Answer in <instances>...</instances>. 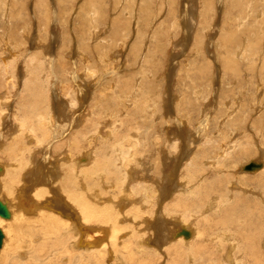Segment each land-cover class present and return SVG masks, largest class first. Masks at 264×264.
Here are the masks:
<instances>
[{
    "label": "rangeland",
    "instance_id": "1",
    "mask_svg": "<svg viewBox=\"0 0 264 264\" xmlns=\"http://www.w3.org/2000/svg\"><path fill=\"white\" fill-rule=\"evenodd\" d=\"M142 1L0 0V132L9 138V133H18V125L22 134L31 122L34 129H39L38 124L49 107L55 127L63 129L69 125V128L59 132V135L66 133L60 139L52 133L37 144L29 136L23 137L25 149L33 147V155L27 152L33 171L40 173L37 169H41L47 175L49 168H56L63 176L71 170L69 163L79 164L77 158L90 157L91 168L109 158L119 175L112 183H124V187H109L103 198L125 194L115 201L127 202L132 210L129 214L146 211L138 214L150 219L164 218L165 233L170 235L175 232L177 216L183 209L173 206L174 194L167 198L166 206L159 202L152 204L157 194L155 189L158 190L155 185L159 187L164 177L169 178L167 188L171 192L184 185H198L203 180L200 190L202 196L207 194L204 204L221 195H225L224 199L238 198L235 183L246 187L249 192L242 193L250 198L258 196L256 184L246 186L243 182L261 174L252 171L242 175L239 166L249 160L264 159V118L261 124L258 120L264 112V0ZM145 6L149 7L148 13ZM232 32L237 42L228 40ZM244 38L253 41L246 45L245 58L231 50ZM34 54L37 57L32 60ZM28 65L35 73L32 76L38 74L45 80L28 81ZM27 116L30 123L22 120ZM38 129H35L37 134ZM76 134L78 139L73 137ZM1 140L6 147L10 138ZM19 148L16 146L14 150L18 156ZM223 152L225 159L221 156ZM18 156H13V162H18ZM178 156H182V161L177 162ZM235 156L239 157L236 163ZM7 160L8 157H2L0 164ZM172 163L176 164V170ZM59 179L53 185L60 189ZM204 187L208 189L206 194ZM141 204L144 210L138 209ZM185 214L192 228L196 226L208 236L212 229H217L210 223L199 224L203 218L193 216L192 212ZM145 226L136 227L143 231ZM57 251L56 257H48L41 264H66L63 254ZM161 260L159 264L167 262L164 256ZM245 264L261 263L247 259Z\"/></svg>",
    "mask_w": 264,
    "mask_h": 264
},
{
    "label": "bare ground",
    "instance_id": "2",
    "mask_svg": "<svg viewBox=\"0 0 264 264\" xmlns=\"http://www.w3.org/2000/svg\"><path fill=\"white\" fill-rule=\"evenodd\" d=\"M148 1L150 2V0ZM238 2L240 3V0H238ZM142 4H145V3H143L142 1ZM132 7H133V4H132ZM149 7L146 8V10L149 9ZM205 7L207 6L205 5ZM246 9L248 10V8ZM147 13H148V10H147ZM260 31L261 30H259V33ZM152 35L153 34H151V36ZM226 38H228V36L225 37V39ZM251 39L252 38H250V40L247 38L241 39L242 41L240 42L238 46L234 45L235 50H233L234 48H232L231 50L235 51L238 56L245 58L246 57L245 52L247 51L246 45L250 46L251 42L249 41H252ZM228 40H232V42H237V36L235 32H232V35H230ZM245 47H246V50H245ZM36 57H37V54H34L32 56V60H34ZM232 57L230 58L233 59ZM144 60L146 59L143 58V61ZM225 60L226 59L224 57V61ZM233 62H235V60ZM233 62H232V67H233ZM4 65L8 68L7 64H4ZM9 67H10V64H9ZM234 67L236 66L234 65ZM7 68H5L4 70L5 72L8 70ZM27 70L28 71H27L26 79L28 81H32L34 83L36 82L40 83L41 81L45 80L43 76L38 77V74L37 76H32V74H35V73H32V70L30 69L29 65L27 66ZM13 75L14 74L12 73L11 77ZM5 77H8V76H5ZM37 85L40 87L39 84ZM258 85L261 86L260 84ZM32 96L35 97L34 95ZM36 97L38 98V100L40 99V96H36ZM31 110L33 112V109ZM47 111L48 112L46 116L45 115H44L45 117L43 116L44 117L43 121L40 124H38V126L40 125V128H39L40 130L38 128H35V129H38L40 133L37 134L34 127L31 125L32 122L30 123L31 121L30 117L27 116L22 120L27 123H30L29 128L26 129L22 134H19L20 133L19 131H21V128L17 127L18 125L16 126V123H15L14 127L16 126V130L18 133H15V134L9 133L10 140H9V143L6 144V147L2 143H0V146H1L0 159L2 157L9 158V161L8 160L5 161L6 163H4V165L0 164V200H2L4 203L7 204L11 212L10 218H3L2 216H0V228L2 229L3 234H4L3 245L0 250V264H41V262L44 259H47L48 257H51V256L56 257L57 250H58L57 252L59 255L63 254L64 257L62 256L61 257L65 259L64 262L66 264H159V261L161 260L162 256H164V260L165 258H167V256H168V259L172 258L170 262L168 259L165 260L167 261L165 264H245V261L247 259H252L253 261L259 262L261 264L264 262V159L249 160L245 163H242V164L240 163L241 165L239 166L240 167L239 169H241L240 174L243 175V174L250 173V172L242 170V168L245 165L250 164L253 161L262 163V167L254 171V172H259L261 175H258L252 179L250 178L246 179L243 182L246 186L247 184H251V183H254L257 185L259 190L257 191L255 190L256 191L255 194H257L258 196L254 198H250L249 196L242 193V191L249 192V190L246 187H243V185L239 187L235 185L236 184L235 183L234 186L238 188L239 192L237 193H239L240 197L238 196V198L233 200L232 197H229V199H224L225 195L224 196L221 195L217 198L215 197L209 200L206 204H204L203 201L206 198L205 196H207L206 193H208V189L204 187L205 188L204 194L206 195L202 196L203 194L200 189L203 186V183H204L202 182L203 180L201 182L197 181L199 183L198 185L197 184L189 185V186L184 185V187H179V189H176V191L171 192L169 188H167L169 178L166 179L164 177L163 182H161V185L160 186L157 185L159 187H156L155 185V188H157L158 190L155 189V192L157 194H156V198L155 197L153 198L152 204H157L159 202L161 206H166L168 203V201H166L167 198H169L171 195L174 194V197L178 196V198L177 197L176 199H174V197L172 198L174 200L173 206L182 207L183 209V212H180L181 215H178L179 217L181 216V218H179L176 215L178 221L176 223L177 226L175 227V232H173L172 234L170 233L169 235L168 232L165 233V231H167L166 230L167 225H165L166 221L163 223V220H165L164 218L163 220L157 219L158 217L157 218L152 217L150 219L147 216L138 214V213H145L146 211L145 212L141 211L138 213L131 212V214H129V212L132 210L129 209L128 205L126 204L127 202L126 203L122 202L123 203L122 204L119 200L118 202L115 201L116 198L118 197L117 195L114 197H109V199L103 198V196L106 195V192H108L109 187L116 188L119 186L122 187L124 185V183L122 185H119L118 182L112 183L115 177L119 175L116 170L117 166H112L110 161L108 160L109 158L103 157L104 159L102 160V162H97V163L94 162L95 163L94 168L90 167L92 164L89 166V164L91 163L89 159L90 157L88 158L85 155L86 157H81L79 159L77 158L76 161L79 163L77 164L78 166L76 165L75 161L71 162V164L69 163L68 166L70 167L71 170L67 171L66 174H64L63 176L62 174L60 175L58 174L56 168L54 169L49 168L50 171L47 172L48 173L47 175H44V172L41 169H37V171L39 170L40 173H35V171H33L34 168L33 167L31 168L28 164L29 156L27 155V152H29L30 155H33L32 149H31L32 146L27 147L25 149V143L24 145L22 144V141L24 139L23 137L25 135L27 137L29 136L30 140L33 141V143H35L36 141L35 144H37V141L40 142L42 137L51 136L52 133L53 135H59V132L61 133L65 128L69 126V125L67 127L64 126L65 128L63 127V129L56 128L55 125L53 124V114L49 107ZM262 114H263L262 117L258 119L260 120V124H261L262 119L264 118V112ZM64 124H67V123H64ZM22 127L23 129H25L24 126ZM108 131L110 132V130ZM65 134L66 133H63L61 135H65ZM5 135H6L5 133L0 132V140H1V137H3V139L5 138L6 140H8L9 138L6 137L8 135L6 136ZM61 135H59L58 137L59 139ZM77 136L78 135L76 134L73 137L78 139ZM29 138L27 140H29ZM58 138L56 140H58ZM75 138L74 140H76ZM108 138L109 137H107V139ZM111 143H114V142H111ZM16 146L20 147L19 148L20 150H18L19 156L18 154L14 153V150H16ZM54 147H57V145ZM116 150L117 149H115V152ZM222 151L223 149L220 152L221 154H222ZM238 151L240 150L238 149ZM123 154L126 155L125 153ZM132 154L129 153L128 155H132ZM224 155H226V153L224 154L223 152V155L221 156H224ZM13 156L19 157V160L17 163L13 162ZM112 156H115L117 158L120 157V155L118 156L112 155ZM121 158L123 159L124 157H121ZM238 158L239 157H236V156L233 158L235 163L238 162ZM173 159L175 158L173 157ZM173 159L171 160L173 161ZM178 159L182 161V156L177 157L176 159L177 162L179 161ZM224 159H225V156H224ZM96 160H97V157H96ZM24 161H25V164H24ZM32 161H35V160H32ZM81 162L82 163L87 162V163L81 164ZM173 163H172L173 166L176 165ZM180 163L181 162H179V167H180ZM209 165L215 166L214 163H209ZM182 166H184V164ZM219 166H217V168ZM173 168H175L176 170L175 166ZM45 169L46 168H44V170ZM220 170H217L216 172ZM121 171H123V169ZM129 172L130 171H128V173ZM235 172H238V171H234V173ZM58 178H60L59 180H61L60 181L61 184L59 185L62 186L61 188L63 192L60 190L61 188L59 189L58 187L54 186L55 184L53 185L54 182H57L56 179ZM127 186L128 185L126 183L125 184V188L127 189L126 191H128L129 189L127 188ZM124 195L123 196L120 195V196L124 197ZM9 196L11 197V200L9 199ZM141 198L142 197H140L139 199ZM147 198H149V196H147ZM127 201L129 203L130 200H127ZM142 205L143 204H141V206L138 207L139 210L145 209V207ZM161 208L163 209V207ZM195 210H199V211L195 212ZM187 212H192L193 216L194 214H196L198 217L203 218V220H201L199 224L203 222L210 223V225L212 224L217 229L216 228H215L216 230L212 229L210 231L212 234L208 236V234H206L203 230L197 228L196 226L192 228L193 226L190 224L191 222H189V218H188L189 216L185 214ZM165 213L168 214V211H166ZM169 214L173 215L174 213L170 212ZM143 224H146L145 229L143 231H140L141 228L138 229V227L136 226H140ZM132 226H135L134 229L131 228ZM129 230H132L131 234ZM135 231L139 233V236H137ZM131 235L134 237L133 239L130 237ZM133 245H136V246L133 247ZM152 254L154 257H156V260L152 259L153 257ZM86 256L88 257L87 259H85Z\"/></svg>",
    "mask_w": 264,
    "mask_h": 264
},
{
    "label": "water",
    "instance_id": "3",
    "mask_svg": "<svg viewBox=\"0 0 264 264\" xmlns=\"http://www.w3.org/2000/svg\"><path fill=\"white\" fill-rule=\"evenodd\" d=\"M262 167V163H259L257 161H253L250 164L245 165L242 170L247 171V172H252L260 169ZM0 216L3 218H10L11 217V212L7 206L6 203H4L2 200H0ZM3 239H4V234L2 229L0 228V250L3 245Z\"/></svg>",
    "mask_w": 264,
    "mask_h": 264
},
{
    "label": "crops",
    "instance_id": "4",
    "mask_svg": "<svg viewBox=\"0 0 264 264\" xmlns=\"http://www.w3.org/2000/svg\"><path fill=\"white\" fill-rule=\"evenodd\" d=\"M250 163V162H249Z\"/></svg>",
    "mask_w": 264,
    "mask_h": 264
}]
</instances>
